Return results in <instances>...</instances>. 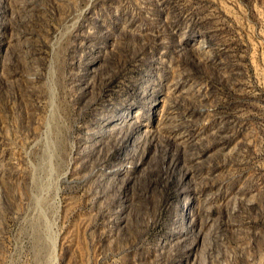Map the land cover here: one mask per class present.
<instances>
[{"label":"rangeland","instance_id":"rangeland-1","mask_svg":"<svg viewBox=\"0 0 264 264\" xmlns=\"http://www.w3.org/2000/svg\"><path fill=\"white\" fill-rule=\"evenodd\" d=\"M0 264H264V0H0Z\"/></svg>","mask_w":264,"mask_h":264},{"label":"bare ground","instance_id":"bare-ground-1","mask_svg":"<svg viewBox=\"0 0 264 264\" xmlns=\"http://www.w3.org/2000/svg\"><path fill=\"white\" fill-rule=\"evenodd\" d=\"M130 113V112H129ZM126 118V117H125ZM127 119V118H126ZM125 122V119L122 120L121 124ZM119 126V125H118Z\"/></svg>","mask_w":264,"mask_h":264}]
</instances>
